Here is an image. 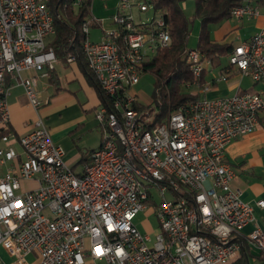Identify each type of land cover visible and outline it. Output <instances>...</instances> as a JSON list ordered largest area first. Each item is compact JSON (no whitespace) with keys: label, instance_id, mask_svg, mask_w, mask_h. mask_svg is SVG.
Instances as JSON below:
<instances>
[{"label":"built area","instance_id":"1","mask_svg":"<svg viewBox=\"0 0 264 264\" xmlns=\"http://www.w3.org/2000/svg\"><path fill=\"white\" fill-rule=\"evenodd\" d=\"M48 4L0 0V167L7 165L0 172V246L18 262L34 254L37 264H232L243 248L264 258V229L254 212L264 200L252 205L241 199L224 155L231 140L256 128L264 97L238 89L199 98L152 125L154 110L140 108L128 89L170 44L162 10L151 0H118L113 27L92 40L89 28L101 22L88 6L82 52L105 96L95 111L102 139L75 171L40 113L38 77L57 61L48 45L55 31ZM151 5L153 16L135 22L133 11ZM259 14V6L247 1L231 9L232 19ZM205 59L196 47L187 48L192 80L186 87L200 86ZM74 60L67 54V62ZM228 64L264 81V25L233 45ZM12 85L22 88L36 112L31 130L19 137L8 131ZM30 181L35 184L24 185ZM148 207L158 223L153 234L134 223ZM247 224L251 229L242 233Z\"/></svg>","mask_w":264,"mask_h":264},{"label":"crops","instance_id":"2","mask_svg":"<svg viewBox=\"0 0 264 264\" xmlns=\"http://www.w3.org/2000/svg\"><path fill=\"white\" fill-rule=\"evenodd\" d=\"M117 1L104 0L103 6L108 9L109 13H107L108 15L101 14L104 16L103 18H96L101 22V26H92L98 30V39L102 36V29L113 27L110 18L115 11ZM245 1L257 4L260 8V14L250 19L231 18L222 21L219 25H212L210 33L214 41L227 43L232 49L234 44L248 39L264 25V0L259 2L258 0ZM222 58H226L227 62L221 64L220 59ZM203 71V83H200V86H195V90L192 91L199 94V98L229 96L238 89L259 93L252 89L256 84L264 82H254L247 75L241 76L234 67L228 64V56H221L214 62H210L206 58ZM206 84L208 89L203 90L201 87ZM41 87L44 90H51L40 108V113L47 123L51 137L64 148L66 162L75 171H80L85 161L88 160L89 152L97 149L101 144V127L94 117L95 111L101 104L99 90L86 67L80 65L76 60L63 62L58 59L54 69L49 71L46 76L38 77L39 94ZM7 103L10 112L9 133L19 137L31 130L36 112L28 103L20 86H10ZM69 107H74L76 112L66 121L61 120V115L64 116V112ZM49 117H54L52 125L48 123ZM95 138L96 141H94ZM0 145L3 144L0 142ZM11 146L18 152L20 151L17 142L11 141ZM224 155L235 172L231 184L233 188L239 191L241 199L252 205H255L259 199L264 200V111L259 114L256 128L248 134L231 140L226 146ZM6 167L7 165L0 167V172H4ZM34 184L35 182L32 181L24 183V185ZM142 212L144 213L142 220L146 221L149 220L150 214H153L150 207ZM254 212L259 224L264 228V207L254 206ZM145 226V228H149L146 224ZM250 229L251 224H247L241 231L247 233ZM155 231L157 229L154 231H147L146 229L145 233L153 234ZM248 252L250 254L247 258V264H250L251 260H254L255 264L264 263V258L257 251L248 250ZM0 258L4 264H37V258L34 254H29L23 262H18L1 246Z\"/></svg>","mask_w":264,"mask_h":264},{"label":"trees","instance_id":"3","mask_svg":"<svg viewBox=\"0 0 264 264\" xmlns=\"http://www.w3.org/2000/svg\"><path fill=\"white\" fill-rule=\"evenodd\" d=\"M91 1L82 0L80 4L74 5L72 0H49L48 4L55 30L48 45L53 48L58 60L64 62L67 54L72 53L75 60L87 70L82 52L84 41L82 23L88 14L87 7L91 5ZM181 1L183 0H151L156 10H162L170 34L169 46L160 49L144 67L145 71L150 70L154 74L155 81L151 103L139 102V106L152 110L154 109L152 106H155L158 109L152 125L165 121L179 106L199 98V94L183 90V85L192 80V73L185 62L190 22L194 18L200 20L196 48L210 62H214L221 56H228L231 48L227 43L214 41L210 29L212 25H219L222 21L231 19V9L241 5L245 0H195L191 19L184 14ZM203 72L200 74V83H203ZM90 75L103 102L105 100L103 91L91 72ZM249 254L248 250L243 248L240 256L232 264H247Z\"/></svg>","mask_w":264,"mask_h":264},{"label":"rangeland","instance_id":"4","mask_svg":"<svg viewBox=\"0 0 264 264\" xmlns=\"http://www.w3.org/2000/svg\"><path fill=\"white\" fill-rule=\"evenodd\" d=\"M103 2L104 0H92L91 1V5H90V9H91V13L95 18H103L104 16H102L101 14H106L108 12V9L105 8L103 6ZM181 8L184 12V14L186 15L187 18L191 19L193 17V12H194V6H195V0H183L180 3ZM113 10V9H112ZM151 16H153V8L152 5L149 6L147 11H143V12H137V10L133 11V19L135 22L139 21V20H145L146 18L150 19ZM199 27H200V20L198 18H194L191 22H190V31H189V35H188V39H187V48H194L196 47V41H197V34L199 31ZM98 30L96 28H93L92 26L89 28V36L91 39L93 40H97V33ZM49 39H51V37H48ZM221 64H224L225 62H227L226 58H222L220 59ZM252 80V79H251ZM42 81V80H41ZM154 81H155V76L154 74L150 71V70H146L144 71L140 78L139 81L132 87H130L128 89V91L132 94H135L137 100L139 102H141L142 104H149L151 103V93L153 90V85H154ZM250 81V80H249ZM40 83V80H39ZM40 88V85H39ZM195 86L191 85L189 87H186V83L183 85V90L185 92H192L195 90ZM252 90H256L258 91L263 97H264V82L258 83L256 84V86L252 89ZM51 90H44L42 87L40 89V98L42 99L43 103H45V99L46 96L48 94V92H50ZM154 107V112H157L158 109L155 106ZM76 112V109L74 107H69L66 109V111L64 112V116L63 114L61 115L62 119L61 120H67L70 116H72L74 113ZM94 115V113H93ZM43 117V116H42ZM95 117V116H94ZM54 118V117H53ZM52 117L48 118V123H52ZM97 120V119H96ZM47 124V123H46ZM52 125V124H51ZM90 138H92V135H90ZM92 141V140H91ZM94 141H96V138L94 139ZM154 196L156 201L159 200V195L157 194V192H154ZM167 198L170 197L169 194L166 193L165 195ZM144 218V213L141 211L139 213V215L137 216V219L135 220V224L137 225L138 229L141 230L142 232L145 233L146 229L147 231L151 230L154 231L157 229L158 227V223H157V219L155 217V215L150 214V216L148 217V221L146 220H142ZM144 221V223H143ZM145 224L149 227V228H145ZM145 226V227H144ZM153 233V232H152ZM151 234V233H150ZM250 264H255L254 260L250 261Z\"/></svg>","mask_w":264,"mask_h":264}]
</instances>
